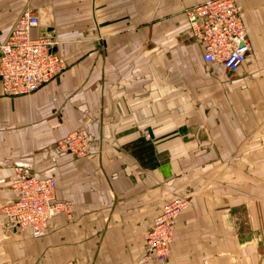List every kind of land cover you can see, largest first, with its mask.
Instances as JSON below:
<instances>
[{
	"label": "crops",
	"instance_id": "1",
	"mask_svg": "<svg viewBox=\"0 0 264 264\" xmlns=\"http://www.w3.org/2000/svg\"><path fill=\"white\" fill-rule=\"evenodd\" d=\"M208 0H0V44L31 9L69 65L31 96L0 82V209L26 175L70 204L46 235L8 231L0 264H264V0H236L251 51L236 73L203 60L186 9ZM95 138L88 157L56 150ZM185 199L169 259L143 236Z\"/></svg>",
	"mask_w": 264,
	"mask_h": 264
},
{
	"label": "built area",
	"instance_id": "2",
	"mask_svg": "<svg viewBox=\"0 0 264 264\" xmlns=\"http://www.w3.org/2000/svg\"><path fill=\"white\" fill-rule=\"evenodd\" d=\"M192 38L203 45V60L236 73L248 60L251 45L247 27L236 0H208L185 11ZM38 15L24 10L4 43L0 44V82L8 97L31 96L60 77L69 67L58 52L56 34L41 30ZM94 135L87 129L69 133L56 150L75 157L91 155ZM13 185L14 199L0 209L8 231H31L34 238L46 235L50 221L70 210L69 203L57 201V182L26 175ZM188 207L185 199L167 203L144 234L143 261L166 262L172 252L177 221Z\"/></svg>",
	"mask_w": 264,
	"mask_h": 264
},
{
	"label": "bare ground",
	"instance_id": "3",
	"mask_svg": "<svg viewBox=\"0 0 264 264\" xmlns=\"http://www.w3.org/2000/svg\"><path fill=\"white\" fill-rule=\"evenodd\" d=\"M19 182H21V181H16V182L14 183L16 189L19 188V187H21V185L18 184ZM14 184H13V185H14ZM6 221H7V220H6Z\"/></svg>",
	"mask_w": 264,
	"mask_h": 264
},
{
	"label": "rangeland",
	"instance_id": "4",
	"mask_svg": "<svg viewBox=\"0 0 264 264\" xmlns=\"http://www.w3.org/2000/svg\"><path fill=\"white\" fill-rule=\"evenodd\" d=\"M6 223H7V221H6ZM17 230V229H16ZM16 230H12V232H21V231H16Z\"/></svg>",
	"mask_w": 264,
	"mask_h": 264
}]
</instances>
